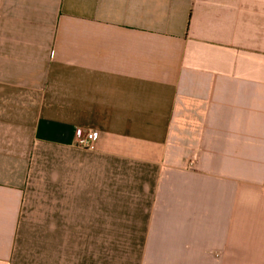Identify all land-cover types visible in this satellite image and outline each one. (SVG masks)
I'll return each mask as SVG.
<instances>
[{
	"label": "crops",
	"instance_id": "crops-1",
	"mask_svg": "<svg viewBox=\"0 0 264 264\" xmlns=\"http://www.w3.org/2000/svg\"><path fill=\"white\" fill-rule=\"evenodd\" d=\"M0 264H264V0H0Z\"/></svg>",
	"mask_w": 264,
	"mask_h": 264
},
{
	"label": "built area",
	"instance_id": "built-area-1",
	"mask_svg": "<svg viewBox=\"0 0 264 264\" xmlns=\"http://www.w3.org/2000/svg\"><path fill=\"white\" fill-rule=\"evenodd\" d=\"M98 138V132L96 130H85L78 128L76 131L77 145L83 148H93Z\"/></svg>",
	"mask_w": 264,
	"mask_h": 264
}]
</instances>
